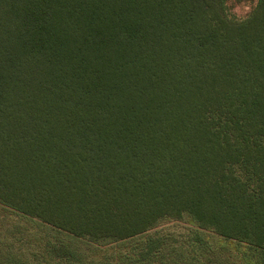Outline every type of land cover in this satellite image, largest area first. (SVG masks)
I'll return each mask as SVG.
<instances>
[{
  "label": "trees",
  "instance_id": "trees-1",
  "mask_svg": "<svg viewBox=\"0 0 264 264\" xmlns=\"http://www.w3.org/2000/svg\"><path fill=\"white\" fill-rule=\"evenodd\" d=\"M227 1L0 0V264H264V0Z\"/></svg>",
  "mask_w": 264,
  "mask_h": 264
},
{
  "label": "rangeland",
  "instance_id": "rangeland-1",
  "mask_svg": "<svg viewBox=\"0 0 264 264\" xmlns=\"http://www.w3.org/2000/svg\"><path fill=\"white\" fill-rule=\"evenodd\" d=\"M255 1L254 0H242V1H234V0H228L227 1V7L228 11L231 15L236 17H244L248 15L252 9L254 8ZM162 229H168L173 230L174 232L183 231L184 230V224L181 222H175V221H169L162 224ZM230 249H234L233 244H228Z\"/></svg>",
  "mask_w": 264,
  "mask_h": 264
}]
</instances>
